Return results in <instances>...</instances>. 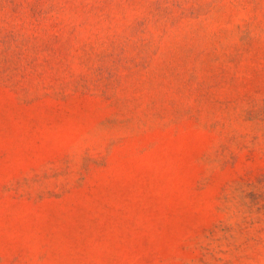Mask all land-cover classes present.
Returning a JSON list of instances; mask_svg holds the SVG:
<instances>
[{
	"label": "rangeland",
	"instance_id": "1",
	"mask_svg": "<svg viewBox=\"0 0 264 264\" xmlns=\"http://www.w3.org/2000/svg\"><path fill=\"white\" fill-rule=\"evenodd\" d=\"M0 264H264V0H0Z\"/></svg>",
	"mask_w": 264,
	"mask_h": 264
}]
</instances>
